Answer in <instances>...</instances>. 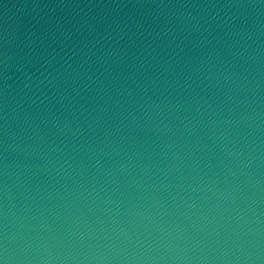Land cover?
I'll return each instance as SVG.
<instances>
[{
    "label": "water",
    "instance_id": "95a60500",
    "mask_svg": "<svg viewBox=\"0 0 264 264\" xmlns=\"http://www.w3.org/2000/svg\"><path fill=\"white\" fill-rule=\"evenodd\" d=\"M260 3L0 0V59L32 34L59 54L39 88L0 65V241L20 264H264ZM82 17L114 39L91 48Z\"/></svg>",
    "mask_w": 264,
    "mask_h": 264
},
{
    "label": "clouds",
    "instance_id": "9594fccd",
    "mask_svg": "<svg viewBox=\"0 0 264 264\" xmlns=\"http://www.w3.org/2000/svg\"><path fill=\"white\" fill-rule=\"evenodd\" d=\"M249 6L257 7L256 5ZM259 6L264 7V0H261ZM193 7H195V5H193ZM239 7H245V5H239ZM74 27H76L77 31L83 28L87 30L90 35L94 36V39L91 41V48H95L97 45H102L103 43L110 42V40L114 39L110 33L104 36L96 33L93 25L88 21L87 18L84 17H82L78 22V25H74ZM55 31L57 35L53 37V43H58L62 50H66L68 41L71 39V30H65L63 25H57ZM105 31L107 32V29ZM120 31L123 32V29ZM165 35H168V33H165ZM201 35L203 38L200 39V44L208 42L207 37L203 36V34ZM209 35H211V33H209ZM157 38H159V34H157ZM7 43L8 41L5 39V44L7 45ZM25 45L27 51L21 60H17L15 56L10 55L8 51L5 50L2 55V59H0V65H3L4 72L7 73L8 71H13L19 73L20 78H22L25 82L26 88H30L32 86L39 88L40 85L44 84L45 81L51 83L52 80L56 78V76L52 72H49L48 68L51 67L52 61L55 60L59 54L54 48L51 47L50 44L46 42L45 39H41L39 36H35V34L29 35L25 41ZM87 47L88 42H85V48ZM177 47H179V45H177ZM91 48H89V51H91ZM81 51H83V49ZM101 52L104 55H111V52H105L103 47H101ZM73 55H79V53L74 51ZM84 55L87 56L88 53H84ZM32 57H35L39 61H43L41 68H43L44 71H40L39 77H36L35 79L34 73L31 72V68L34 67L32 64ZM69 59H71V57H69ZM65 63H67V61ZM69 67H71V65H69ZM37 71H39V69H37ZM56 72L57 74H61L59 73V70H56ZM65 72H67V69H65ZM40 77H43V79H40ZM5 85H7V79H5ZM5 100H7V96H5ZM4 136H8V128L6 123L4 126ZM5 147H7V145H5ZM95 165L97 167L103 166L100 159H95ZM0 264H20L16 253L9 248L6 230L4 232L3 240L0 241Z\"/></svg>",
    "mask_w": 264,
    "mask_h": 264
}]
</instances>
